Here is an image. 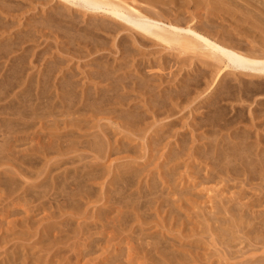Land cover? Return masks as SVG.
Returning a JSON list of instances; mask_svg holds the SVG:
<instances>
[{"label":"rangeland","instance_id":"1","mask_svg":"<svg viewBox=\"0 0 264 264\" xmlns=\"http://www.w3.org/2000/svg\"><path fill=\"white\" fill-rule=\"evenodd\" d=\"M14 1L0 0V16H4L0 17V40L7 43L16 35L27 39V45L23 44L26 49H16L15 54L28 55L35 61L31 69L34 87L41 69L39 60L46 63L50 73L47 97L35 118L18 121L0 115V264H165L153 251L165 245L175 250L191 249L198 259L196 264L238 262L240 247L252 248L254 244L250 240L241 244L242 232L252 239L258 232L241 231L238 225L229 228L228 234L222 231L239 220L237 200L228 198L237 196L240 183L247 189V197L251 196L249 188L261 181L250 167L243 171L228 164L224 148L247 131L250 141H255L250 111L255 103L225 95L220 102L225 112L208 108L206 80H197V68L204 67L200 55H180L160 41L140 45L131 39L121 40L136 35L131 29L117 36L103 30L91 34L66 29L62 19L53 15L54 4L62 5L59 0H45L46 4H36L38 0ZM180 2L181 9L186 10V1ZM171 7L175 11V6ZM7 11L10 16H5ZM96 17L107 18L102 13ZM44 19L48 25L41 24ZM233 24L232 19L219 18L210 28L221 34ZM137 38L139 42L141 38ZM146 71L163 73L165 79L155 75L156 79L148 80ZM71 72L78 84L73 98L68 95L66 101L62 83ZM87 73L93 75L89 78ZM219 86L213 91L216 95L224 92V84ZM156 96L168 107L162 108L159 116L163 119L151 129L167 120L176 121L165 128L160 140L151 143L153 150L146 146L150 132L139 134L133 148L128 149L115 143L119 136L115 125H110L114 128H105L113 134L110 156L104 157L103 153L96 158L93 131L100 128H93L91 116L119 118L129 110L131 101L147 107L146 103ZM3 106L0 102V111ZM241 106L242 112L238 108ZM169 108H173V114L164 118ZM109 123L107 119L100 121L101 125ZM168 140L172 151L166 154L168 147L163 146ZM107 165L113 169H109L110 174ZM126 166L131 171L117 178ZM188 175L204 182L191 190ZM109 179L113 185L106 199L101 184ZM221 188L226 189L223 195ZM139 195L144 198L138 210L135 200ZM213 203L218 207L212 208ZM197 221L203 222V236L194 234ZM231 235L233 241H228ZM130 248L133 260L128 256Z\"/></svg>","mask_w":264,"mask_h":264},{"label":"bare ground","instance_id":"2","mask_svg":"<svg viewBox=\"0 0 264 264\" xmlns=\"http://www.w3.org/2000/svg\"><path fill=\"white\" fill-rule=\"evenodd\" d=\"M59 1H62V5L54 4L53 12L55 14L53 15L57 17V20L58 18L62 19V26L66 29H72L73 31L83 30L91 34L103 30L113 33L115 36L120 34L124 29H131L136 35L130 34L121 38V40L127 41L128 39H131L133 44L139 43L140 45H143L145 41H160L165 44L166 48L177 49L178 54L180 55L187 53L200 55L203 58L202 64H204V67L197 68V80H206L205 85L207 86L206 90L208 91V108L213 107L214 110L225 112V108H223L220 103L225 95L229 98L236 97L243 102L251 100V104L255 103L254 108L250 109V111L252 110L253 112V125L256 130L255 141H250L251 135L247 131L239 137L237 136L236 141H232L231 146L224 148V151L226 153L225 159L228 160V164L233 163L242 167L243 171H247L246 168L250 167V170L254 172L253 174L255 177H259L261 183L256 184L255 188H249L250 192H248L251 193V196L249 197H247V189H245L243 184L240 183L241 188L238 190L237 196L228 198L229 201L237 200L239 220L238 222H236V220L232 221L228 226L223 227L222 231L225 234H228V231H230L229 228L231 229L232 226L235 227L238 225L242 229L241 231L249 229L251 232L257 231L258 234L252 239L250 237H245V231H243L242 234L244 237L243 240H241V244L246 240H250L254 242V244H251L253 247H246V245L241 246L239 249V252L241 253L240 260L238 262L229 263L231 261L228 262L227 260V262L220 264H264V0H183V2L186 1V10L181 9L182 3L180 0ZM22 3H24V1ZM35 3L43 4L45 3V0H38L37 2L35 1ZM171 5L175 6V11ZM192 6L194 7V10L190 9ZM99 13H102L107 18L98 20L96 16ZM5 14V16H10L7 15L8 11ZM10 14L12 13L10 12ZM86 16H88L89 19L85 18ZM0 17L3 18L4 16L2 15ZM219 18L226 21L232 19L235 23L230 29L223 30V37L220 36L222 33H216L210 28ZM25 22L23 21V24ZM28 22L29 21H27V23ZM47 23L48 20L44 19L41 24L46 25ZM7 26L9 25H6V28ZM1 28L2 27H0V29ZM25 28L27 29V27ZM15 30H13L14 34ZM20 30L23 31V29ZM38 30L41 31L43 29H39L38 27ZM17 31L19 30L17 29ZM2 33L1 35H3ZM6 35L4 34V36ZM41 35H44L43 32H41ZM137 36L141 38L139 42ZM33 39L35 38H32V40ZM0 41V102H4L0 115H6L10 120L18 121L26 120V118L27 120L28 118L33 119L35 118L36 110L45 103V98L47 97L45 89L49 83L48 75L50 70H46V63L43 62V60H39L42 61V63L40 62L39 64L41 69H38L39 72L37 70L38 73L36 74H38V77L36 80V87H34V72L31 71V69L35 67L33 64L35 61L30 60L28 55L23 54L19 56V54H15L17 51L16 49H26V46H23V44L26 43L27 39L20 38L19 36L17 37L16 35L10 42L6 43L4 42V39ZM75 41L76 39L72 38V42L75 43ZM25 45H27V43ZM19 53L21 52L19 51ZM3 59L5 60L3 61ZM64 59L65 57L62 62H64ZM145 74L148 80L156 79L154 78L156 76L161 79L164 78L163 73L160 75L148 74L146 71ZM92 75L87 73L89 78ZM66 76V82L62 83V86L65 87L66 91L65 94L62 95L64 100L69 99L67 98L68 95L73 98L76 93L74 89L77 87L76 84H78L77 80L72 79L75 77L74 72H71L70 75ZM222 83L224 84V92L219 95L213 93V91L217 90ZM104 95L106 96V94ZM88 98L91 100L92 97ZM105 99L106 98L103 100ZM153 102H147V107H144L145 104L137 105L131 101L128 106L129 110L124 112V116L121 114L119 118L92 115L90 121L93 122V128H100V130L97 129L93 131V133H95L93 136L96 141L94 144L96 149L95 157L99 158L103 153L104 157L110 156L112 148L111 139L113 134L107 129L112 128L114 125V130L118 134L116 135L119 136L115 139V143L118 142V144L128 149L133 148L132 144L135 143L134 141H136L139 134L147 133V131L150 132L146 146L152 151L153 147L151 143H153L154 140H160L164 134L165 128L171 127L176 121L175 119L167 120V122L160 123L155 129H151L158 120L163 119L159 114L163 111L162 108L167 106L166 101L157 99V96L154 98ZM242 106L241 108L238 107L241 112L244 107ZM151 107L158 108L160 112ZM172 111L173 108H169L164 118L172 115ZM103 119L109 120L110 123L101 125L100 121ZM184 124L187 125V123H183V125ZM110 125L113 126L111 127ZM101 132L103 133L102 137L100 136ZM11 145L13 144H10L9 146ZM164 147H168V152L166 151V154H169V152L172 151L171 141H166L163 148ZM147 151L148 149L146 152ZM150 156L151 154H148L147 158H150ZM145 162H148V159L145 160ZM97 165H100V163H97ZM110 168V166L107 167V174H110ZM131 169L132 168L128 166L117 175V178L121 174L129 173ZM196 178L197 177H194V175H188L187 177V179H190L191 190L197 189L199 183L201 184L204 182L203 180V182L196 181ZM110 179L108 181L104 180L103 183L101 182V191L102 193H105L104 197L106 199H108L107 194L113 185ZM183 179L184 177L182 180ZM221 179L223 180V178ZM221 179L217 181H222ZM104 185L107 186V189L104 188ZM208 190L209 189H207V191ZM225 190V188L220 189L221 195L225 193ZM143 198L144 195L137 196V199L135 200V208L138 209V206H141ZM246 198L247 201H244ZM217 207L218 206L213 203L212 208L215 209ZM138 213L139 212L136 213L137 217H139ZM203 222H207V218L203 217ZM203 222H196L195 230L197 231L194 233L195 235L200 234L199 236H203L200 232L204 229V227H200ZM245 226L247 228H245ZM207 230H210V228ZM2 234L3 233L0 235ZM227 240L233 241L232 235L229 236ZM200 241L201 240L198 242L200 243ZM198 242H195L198 247L197 249L200 248L197 244ZM153 251L162 256L165 264H196L198 262V259L192 254L191 249L175 250L174 248L165 245L162 248L156 246L153 248ZM110 252L109 254L111 256ZM183 253L187 254L188 258L185 257ZM195 254H197V252ZM128 256L131 257L130 260L134 259V257H132L131 248L128 251ZM81 257L82 255L79 259H81ZM107 257L106 259H108ZM139 260L140 259H137V262ZM102 262L103 261H101V263ZM138 264L143 263L139 261Z\"/></svg>","mask_w":264,"mask_h":264}]
</instances>
